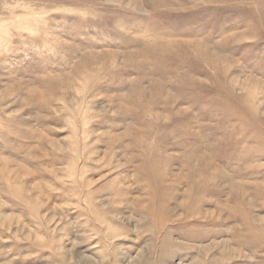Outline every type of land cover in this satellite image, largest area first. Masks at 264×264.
Segmentation results:
<instances>
[{
    "label": "rangeland",
    "instance_id": "rangeland-1",
    "mask_svg": "<svg viewBox=\"0 0 264 264\" xmlns=\"http://www.w3.org/2000/svg\"><path fill=\"white\" fill-rule=\"evenodd\" d=\"M0 264H264V0H0Z\"/></svg>",
    "mask_w": 264,
    "mask_h": 264
}]
</instances>
